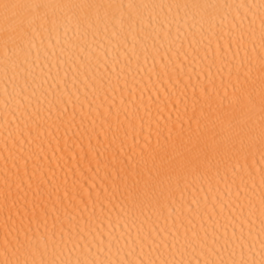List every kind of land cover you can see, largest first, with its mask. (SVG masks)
<instances>
[{
    "label": "snow or ice",
    "instance_id": "snow-or-ice-1",
    "mask_svg": "<svg viewBox=\"0 0 264 264\" xmlns=\"http://www.w3.org/2000/svg\"><path fill=\"white\" fill-rule=\"evenodd\" d=\"M0 264H264V0H0Z\"/></svg>",
    "mask_w": 264,
    "mask_h": 264
}]
</instances>
